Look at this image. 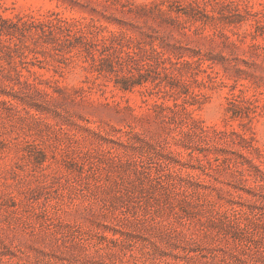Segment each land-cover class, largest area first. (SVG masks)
<instances>
[{"label": "rangeland", "instance_id": "obj_1", "mask_svg": "<svg viewBox=\"0 0 264 264\" xmlns=\"http://www.w3.org/2000/svg\"><path fill=\"white\" fill-rule=\"evenodd\" d=\"M0 264H264V0H0Z\"/></svg>", "mask_w": 264, "mask_h": 264}]
</instances>
